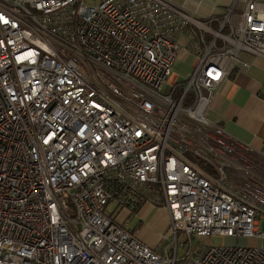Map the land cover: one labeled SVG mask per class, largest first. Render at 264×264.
Here are the masks:
<instances>
[{"label": "built area", "instance_id": "built-area-1", "mask_svg": "<svg viewBox=\"0 0 264 264\" xmlns=\"http://www.w3.org/2000/svg\"><path fill=\"white\" fill-rule=\"evenodd\" d=\"M188 1L0 0V264H264L263 243L191 237L264 240V166L206 117L264 57V2ZM110 201L166 208L163 253Z\"/></svg>", "mask_w": 264, "mask_h": 264}, {"label": "crops", "instance_id": "crops-1", "mask_svg": "<svg viewBox=\"0 0 264 264\" xmlns=\"http://www.w3.org/2000/svg\"><path fill=\"white\" fill-rule=\"evenodd\" d=\"M258 1L264 2V0ZM188 2L191 5L188 6L186 3L188 8L206 15L214 4L215 10L219 11L228 0H204L197 7ZM178 53V59H175L174 64H179L181 60L184 62L191 55L183 50ZM242 57L249 62L248 67L242 71L232 72L221 82L206 112V117L228 136L248 148L253 157L264 161V57L248 54H243ZM194 61L195 58L191 59L188 68L192 67ZM130 212L133 211L120 207L113 217L127 229L135 230L139 239L147 246L158 250L160 247H157L146 230L158 222L163 225L168 224L166 208L147 203L141 205L133 213L140 216L141 223L132 228L126 225Z\"/></svg>", "mask_w": 264, "mask_h": 264}, {"label": "rangeland", "instance_id": "rangeland-1", "mask_svg": "<svg viewBox=\"0 0 264 264\" xmlns=\"http://www.w3.org/2000/svg\"><path fill=\"white\" fill-rule=\"evenodd\" d=\"M175 1L181 2L183 0H175ZM187 4L188 6H191L189 2H187ZM186 41H187L186 37L181 36L178 39V44L180 46H183L186 44ZM178 55L176 57V60L178 59ZM191 59L194 60V56L192 54L189 55V57H187L184 62H182L181 60L179 64H174V67H173L174 74H176L178 77H182L183 75H186L187 73H189L191 68H188V66L191 63ZM173 79H174L173 76H171L170 80L172 81ZM161 90L166 91L167 87H163ZM256 159L260 161L262 165L264 166L263 160H260L259 158H256ZM119 209H120V206L116 205L114 201H110L106 204V210L110 212V215L112 217L117 214ZM130 213L131 214L127 216L126 225L132 228V227L139 225L141 223V220H140L139 215L133 214L134 212H130ZM257 222L259 223L258 228L261 231H264V218L259 217ZM148 229L146 230V233L156 243L157 247L158 248L160 247L157 250V252L163 253L164 248L170 244V240H171L170 238L171 234L169 235L168 224L163 225V224H159L158 222L150 226ZM191 237H192L193 242L200 241V242L207 243L210 245L231 246V245H242L246 242V238L242 236H225L221 234H211L209 236H198V237H196L195 235H191ZM177 238L179 242L187 239L186 235L182 231H177ZM248 242L249 244H262V243L264 244V240H258L256 238H249L247 239V243ZM186 245H187V241H186ZM168 251L169 253H171L170 248L168 249Z\"/></svg>", "mask_w": 264, "mask_h": 264}]
</instances>
